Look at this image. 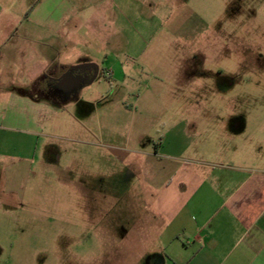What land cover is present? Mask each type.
Listing matches in <instances>:
<instances>
[{
	"label": "rangeland",
	"instance_id": "374dc122",
	"mask_svg": "<svg viewBox=\"0 0 264 264\" xmlns=\"http://www.w3.org/2000/svg\"><path fill=\"white\" fill-rule=\"evenodd\" d=\"M178 3L162 17L147 11L145 28L136 22L104 49L100 0L22 5L42 26L69 13L47 41L68 45L42 52L47 67L32 85L24 73L6 84L54 110L34 135L0 129V176L31 169L11 185L18 191L0 192V264H150L162 245L141 161L165 124L190 121L183 159L264 174V0H196L193 11ZM86 65L97 69L89 84L52 85ZM114 146L131 156L116 159Z\"/></svg>",
	"mask_w": 264,
	"mask_h": 264
},
{
	"label": "crops",
	"instance_id": "0c3cea01",
	"mask_svg": "<svg viewBox=\"0 0 264 264\" xmlns=\"http://www.w3.org/2000/svg\"><path fill=\"white\" fill-rule=\"evenodd\" d=\"M74 1L99 2L60 0L61 3ZM195 1L100 0V46L111 47L118 37L124 36L127 28L134 30L138 24L139 28H145L149 24L143 21L147 11L155 12L151 16L158 17L169 14L175 11L169 10L170 2H179L177 10L193 11ZM39 2L0 0V106L3 104L9 110L7 113L6 108H0V129L29 135L38 133L42 113L50 114L54 109L36 101L34 95L9 92L6 84L10 77L14 84L22 82L24 78L19 79L22 73L26 74L29 85L37 80L47 67L42 52L67 49L66 42L57 47L47 41L48 36L61 34L70 19L66 12L56 24L52 18L47 26L30 23L31 16L26 15L27 9L22 5ZM117 9L123 10L121 18L110 14V10ZM103 16H106L105 24ZM102 34L109 37L103 38ZM19 36L26 44L17 42ZM27 51L33 52L31 57L26 56ZM191 127L190 121L165 124L158 149L142 155L143 180L149 191L153 219L160 226L156 232L162 245V252L156 253L150 264H264V174L248 172L243 167L214 166L183 159ZM111 150L122 152L124 159L131 156L123 147L114 146ZM27 172L30 174L31 169H23V176L17 171L12 179L0 176V192L18 191L11 185L15 181L25 182Z\"/></svg>",
	"mask_w": 264,
	"mask_h": 264
},
{
	"label": "flooded vegetation",
	"instance_id": "af4514ba",
	"mask_svg": "<svg viewBox=\"0 0 264 264\" xmlns=\"http://www.w3.org/2000/svg\"><path fill=\"white\" fill-rule=\"evenodd\" d=\"M195 64H193L194 66ZM195 68L197 66H194ZM194 73L196 70H193ZM97 73V69L94 66H78L76 68L65 71L57 79H53L52 85L56 88H60L62 91H68L73 88H76L79 85L89 84ZM116 159L124 160L121 156H114Z\"/></svg>",
	"mask_w": 264,
	"mask_h": 264
},
{
	"label": "water",
	"instance_id": "95a60500",
	"mask_svg": "<svg viewBox=\"0 0 264 264\" xmlns=\"http://www.w3.org/2000/svg\"><path fill=\"white\" fill-rule=\"evenodd\" d=\"M110 153L114 156H121V153L120 151H114V150H111Z\"/></svg>",
	"mask_w": 264,
	"mask_h": 264
},
{
	"label": "trees",
	"instance_id": "16d2710c",
	"mask_svg": "<svg viewBox=\"0 0 264 264\" xmlns=\"http://www.w3.org/2000/svg\"><path fill=\"white\" fill-rule=\"evenodd\" d=\"M160 257V256H159Z\"/></svg>",
	"mask_w": 264,
	"mask_h": 264
}]
</instances>
